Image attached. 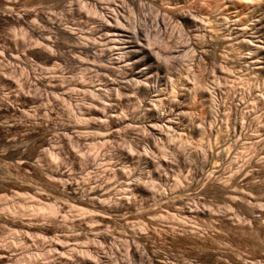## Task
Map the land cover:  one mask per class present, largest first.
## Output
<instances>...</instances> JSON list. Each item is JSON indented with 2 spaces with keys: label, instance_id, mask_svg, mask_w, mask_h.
Here are the masks:
<instances>
[{
  "label": "rangeland",
  "instance_id": "1",
  "mask_svg": "<svg viewBox=\"0 0 264 264\" xmlns=\"http://www.w3.org/2000/svg\"><path fill=\"white\" fill-rule=\"evenodd\" d=\"M115 7L119 34L133 23L149 33L120 36L144 50L119 67L107 57L124 43L99 20ZM24 23L49 31L60 60L28 52L36 36ZM57 27L82 31L104 61L76 52ZM0 45L17 55L0 57V245L12 254L0 264H264V0H0ZM210 121L219 136L207 135ZM56 168L67 176L53 183ZM93 186L119 210L100 218L86 200ZM36 205L58 211L36 215Z\"/></svg>",
  "mask_w": 264,
  "mask_h": 264
},
{
  "label": "bare ground",
  "instance_id": "2",
  "mask_svg": "<svg viewBox=\"0 0 264 264\" xmlns=\"http://www.w3.org/2000/svg\"><path fill=\"white\" fill-rule=\"evenodd\" d=\"M132 2V1H131ZM134 4V3H133ZM98 7V5H96V8ZM101 9V8H100ZM118 7H115V8H113V10L110 12V16L111 17H107V18H105L104 17V14H103V16L101 15V17H99L100 19V23L103 25V27H105V30L106 31H108V32H111L113 35H116V36H118L119 38H117V40H113V38H111L110 40L112 41V43L113 44H116V45H120V43H124L123 45L124 46H118V47H116L115 45V47L116 48H113L114 50L115 49H117L118 50V52L115 54L116 56H114V55H112L111 57L109 56V57H107V59H110L111 60V63L112 64H114V65H116V66H124V65H121L122 64V62H124V60H123V57L125 58H127V56H135V54L138 52V51H140V50H144V48L143 47H139L138 45H129V43H128V41H126V40H124L123 38L121 39L120 38V36H124L125 34H129V36H128V38H135V39H139V35L140 36H145V37H147L148 35H149V33H146V34H144V32H142V31H139V29H138V26L135 24V23H133L132 24V27H133V32L131 33V32H129V31H126L125 29V33L124 34H119V32L124 28L123 27V25H121V23H120V21L121 20H119V13H118ZM94 13L96 14V13H98L97 12V10L95 9L94 10ZM100 15V14H99ZM98 15V16H99ZM108 16V15H107ZM123 17V16H122ZM16 18V17H15ZM16 19H18V21H21V19L22 18H20L19 19V17H17ZM97 19H98V17H97ZM48 22V21H47ZM99 22V21H98ZM111 22H114V24L113 23H111ZM125 22V21H124ZM23 23V22H22ZM21 23V24H22ZM25 24V23H24ZM129 24V23H128ZM25 25H27V24H25ZM100 26V25H99ZM121 26H122V29L120 30V28H121ZM24 27H26L28 30H30L33 34H34V37L36 36V38H35V44H36V46H37V49H31V50H29L28 52L30 53V54H34V55H36V54H38V55H40V53L42 52V53H44V56L48 59V60H57V59H59V57H58V55H57V53H56V51H54L55 49H53V47L55 46V41H53L52 40V38L50 37V35L48 34L47 35V33L49 32H47V30L45 31L44 29L42 30H40V29H38L37 27H34L33 25L31 26V23H30V25H27V26H24ZM127 27V26H126ZM57 29H58V31L61 33V34H63L65 37H66V39H68L69 41H71L72 43H73V48L75 49V50H77L76 52H78V53H87V54H90V53H92V56L96 59V61H104V52H103V55H102V52L100 53V54H98V53H96V52H94L92 49L95 47L94 46V44L95 43H93V42H89V41H85V37H84V35H83V32L82 31H78V33L77 32H73V30L71 31L69 28H67V27H63V28H61V27H57ZM209 31V30H208ZM122 32H124V31H122ZM149 32V31H148ZM155 32H157V31H155ZM104 33V32H103ZM89 34V33H88ZM107 34V33H106ZM111 34V35H112ZM153 34H155V33H153ZM105 35V34H104ZM91 37V36H90ZM125 37V36H124ZM103 38V37H102ZM109 38V37H108ZM217 38V37H216ZM140 39H142V38H140ZM223 39H225V38H223ZM55 40H56V38H55ZM120 40H122V42H119ZM219 40V39H218ZM246 40V39H245ZM248 40V39H247ZM251 40V39H250ZM250 40H248V41H250ZM254 40V39H253ZM225 41H226V39H225ZM227 41H229V40H227ZM126 42V43H125ZM249 42H247V44H248ZM252 43V42H251ZM104 44V43H103ZM56 45H57V43H56ZM97 46V45H96ZM35 47V46H34ZM113 47V46H112ZM111 47V48H112ZM251 47L252 48H254V49H258L259 48V46L258 45H256V44H251ZM250 48V47H249ZM97 50V49H96ZM108 50V49H107ZM250 50V49H249ZM90 52V53H89ZM16 53V52H15ZM12 50H9L8 48H6V47H2L1 45H0V57H6V59L7 60H9V61H17V55L15 54ZM110 53V52H109ZM62 55V53L60 54V56ZM92 56H91V58H92ZM61 58V57H60ZM5 59V58H4ZM93 59V58H92ZM94 59V60H95ZM60 60V59H59ZM106 60V59H105ZM58 62V61H57ZM109 63V62H108ZM99 64H101V62L99 63ZM98 64V65H99ZM106 64V63H105ZM125 64V63H124ZM97 65V66H98ZM102 66H103V64H102ZM99 67V66H98ZM101 68V70H102V68L103 67H100ZM106 69V68H105ZM105 69H103V70H105ZM112 70V69H111ZM110 70V71H111ZM55 71L53 70V73H54ZM114 72V71H113ZM110 73H112V72H110ZM127 73V72H126ZM26 75H28V74H26ZM129 75H131V74H128L127 73V76H129ZM130 80H132V79H130ZM35 81H36V84H39V85H43L45 88H47V90L49 89V90H51L52 92H54V91H57V90H59V88L57 87V86H55V85H53L52 83H51V80L50 79H47V78H45V77H43V76H41V75H39L38 77H36L35 78ZM103 95V94H102ZM63 96L66 98V99H69L70 100V97L71 96H69V94L68 93H63ZM63 97V98H64ZM201 97H203L204 98V101H205V103H206V105H205V109H206V111L208 112V114L210 115V116H214V118H216V113H217V108H216V106H215V99H214V97H213V95H212V93H209V92H207V91H205V90H203V94H201ZM258 98V97H257ZM106 104V103H105ZM238 104V103H237ZM240 104V103H239ZM102 107V106H101ZM110 107V106H109ZM262 107V106H261ZM73 108H76V107H74L73 106ZM241 108V107H240ZM90 109V108H89ZM107 109V108H106ZM246 109V108H245ZM261 109V108H260ZM20 110H22V109H20ZM23 111H24V109H23ZM69 111L71 112V113H73L72 112V108H69ZM91 111V110H90ZM93 111V110H92ZM110 111V110H109ZM98 112H100V111H98ZM244 112V111H243ZM251 112V111H250ZM257 112V111H256ZM96 113V112H95ZM94 113V114H95ZM246 113V112H245ZM93 114V113H92ZM101 114V113H100ZM101 115H103V114H101ZM253 115H254V113H253ZM82 116V115H81ZM86 116V115H85ZM105 116V115H104ZM115 116V115H114ZM158 116H160V115H158ZM162 116V115H161ZM160 116V119L158 118L157 120H163L164 118L166 119V117L164 116H162L161 117ZM221 116V115H220ZM223 116V115H222ZM261 116V115H260ZM89 117V116H88ZM91 117V116H90ZM96 117L97 116H95L94 118L96 119ZM103 117V116H102ZM106 117V116H105ZM110 117V116H109ZM157 117V116H156ZM219 117V115L217 116V118ZM92 118V117H91ZM93 118V119H94ZM98 119H99V117H97ZM97 119V120H98ZM103 119V118H102ZM112 119V118H111ZM129 119V118H128ZM237 119V118H236ZM100 120V119H99ZM122 120V119H121ZM121 120L119 121V122H121ZM155 120V119H154ZM210 120V119H209ZM212 120V119H211ZM217 119H215V121H216ZM94 121V120H93ZM214 121V120H213ZM218 121H219V119H218ZM223 121V120H222ZM224 121H226V120H224ZM117 122V121H116ZM122 122H124V121H122ZM152 122V121H151ZM156 122V121H155ZM158 122V121H157ZM165 122H167V123H169L170 122V119H166L165 120ZM200 122V121H199ZM217 122V121H216ZM220 122V121H219ZM234 122V121H233ZM239 122V121H238ZM104 123V122H103ZM113 123V122H112ZM188 123V122H187ZM201 123V122H200ZM214 123V124H213ZM224 123V122H223ZM222 123V124H223ZM240 125H239V127L241 128L242 127V125H244V123H243V121L242 120H240ZM238 123V124H239ZM93 124H95V123H93ZM128 124V123H127ZM152 124H153V122H152ZM191 124V123H190ZM219 124V123H218ZM236 124L237 123H234V124H232V126L231 127H229V128H232V129H230V130H232V131H229V135H230V137H229V140H231V142L229 141V142H226V143H234L235 141L236 142H238L237 140H238V138H239V136L237 137L236 136V131H235V128H236ZM107 125V124H106ZM120 125H122V124H120ZM197 125V124H196ZM209 127H207L208 128V134L207 135H214L215 137H217V136H219V133H221V130H220V126L219 127H217V126H215V122H212V121H210L209 122ZM216 125H217V123H216ZM98 126H100V125H96V127H98ZM153 125H151V126H149V127H152ZM156 126H158L157 124H156ZM222 126V125H221ZM88 127V126H87ZM101 127V126H100ZM159 127H161V126H159ZM196 127V126H195ZM204 127H206V126H204ZM204 127L202 128V127H200V128H202V129H204ZM225 127H226V123H225ZM84 128V127H83ZM86 128V127H85ZM89 128H92V127H89ZM102 128V127H101ZM103 128H104V125H103ZM153 128H154V126H153ZM199 128V127H198ZM156 129V128H155ZM201 129V130H202ZM227 129H228V126H227ZM237 129V128H236ZM243 128H241V130H242ZM101 130H104V129H101ZM120 130V129H119ZM118 130V131H119ZM240 130V129H239ZM203 131V130H202ZM201 131V132H202ZM223 131H224V129H223ZM225 131H227V130H225ZM199 132H200V130H199ZM236 132V133H235ZM244 132V131H243ZM264 132V131H263ZM226 133V132H225ZM239 133H241V131H239ZM238 133V134H239ZM161 134V133H160ZM108 135H109V133H108ZM112 135V134H111ZM111 135H109V136H111ZM183 135V134H182ZM244 135V134H243ZM181 136V135H180ZM205 136H206V134H205ZM209 136V137H210ZM228 136V135H227ZM108 137V136H107ZM182 137V136H181ZM203 138V137H202ZM227 138V137H226ZM246 138V137H245ZM250 138V137H249ZM210 138H208V140H209ZM209 142V141H208ZM243 142H244V140H243ZM253 143H255V142H253ZM220 145V144H219ZM227 145V144H226ZM233 145H235V143L233 144ZM229 146V145H228ZM224 147V146H223ZM232 147V146H231ZM220 148H222V147H220ZM219 148V149H220ZM217 150V149H216ZM228 150H229V148H228ZM197 151H198V149H197ZM207 151V150H206ZM211 151V150H210ZM213 151V150H212ZM222 152L223 151V148L222 149H220L219 151L217 150V151H215L214 152V154L216 153V152ZM210 153V152H209ZM217 153V154H218ZM213 154V155H214ZM217 154H215V155H217ZM221 154V153H220ZM208 155H210V154H208ZM214 155V156H215ZM96 156V155H95ZM196 156H197V158L201 161V164H202V166H208L207 165V161L205 162V154L203 153V151L201 152V151H198V153L196 154ZM218 156V155H217ZM216 156V157H217ZM222 157H223V155H221ZM221 156H220V159H221ZM209 157V156H208ZM211 157L212 158H215V157H213L212 156V154H211ZM210 158V157H209ZM219 158H217V160H218ZM211 161H212V159H210ZM221 161V160H220ZM219 161V162H220ZM215 162V161H214ZM212 164V163H211ZM214 164V163H213ZM216 164H217V162H216ZM211 166V165H210ZM218 166H219V164H218ZM214 167V166H213ZM212 169V168H211ZM216 169V168H215ZM208 170H210V168L208 169ZM218 171V170H217ZM241 172V171H240ZM47 174L49 175V177H50V181L52 180V182L53 181H55V179H57V178H59V179H66V176H67V173L66 172H64V171H62L61 169H58V168H56V169H48L47 170ZM195 174H196V176H200V175H202V172H195ZM240 174V173H239ZM245 174V173H244ZM242 175V174H241ZM210 176V175H209ZM214 176V175H213ZM217 176V175H216ZM236 176V175H235ZM238 176V175H237ZM246 176V175H245ZM214 178V177H213ZM246 179H247V177H246ZM242 181V180H241ZM56 182H58V181H56ZM212 182H214V181H212ZM245 182H248V180L247 181H245ZM244 182V183H245ZM54 183V182H53ZM209 183V182H208ZM217 183V182H216ZM243 183V184H244ZM211 184H213V183H211ZM243 184H242V182H241V185L243 186ZM245 184H247V183H245ZM214 185V184H213ZM218 186L219 188H222V189H226L227 190V187L224 185V183L222 184V183H219V184H215L214 186ZM60 186H61V184H60ZM107 186V185H106ZM245 186V185H244ZM70 187V183H67V182H63V188H64V190L66 189V188H69ZM61 188V187H60ZM217 188V187H216ZM218 188V189H219ZM103 189L105 190V187L103 188H99V187H92L91 189H90V191H88L89 192V196H88V198H86V200L90 203L89 205L90 206H92V207H90V208H93L97 213H99V215H100V218L102 217H104L105 216V214L107 215V214H109V215H111V212L113 213V212H117L118 210H119V208H120V206L119 205H117L116 203H118V201H114L113 202V200L111 199V200H109V201H105V199H101V198H103L104 196L106 197V195L108 194V192L107 191H104L103 192ZM223 190V191H224ZM225 190V191H226ZM229 190V189H228ZM72 192H74V191H72ZM230 192V191H229ZM228 192V193H229ZM225 193V192H224ZM231 193H232V191H231ZM230 193V194H231ZM237 193V192H236ZM236 193L232 196V197H234L235 195H236ZM75 194V193H74ZM239 194V193H238ZM237 194V195H238ZM241 194V193H240ZM72 195H73V193H72ZM88 195V194H87ZM86 195V196H87ZM232 195V194H231ZM74 196H76V195H74ZM227 196V198H228V196H230V195H226ZM239 197H237V198H240L241 196V198H245V196L243 197V194H241V195H238ZM232 197L230 196V199L231 200H234V199H232ZM240 198V199H241ZM80 199V198H79ZM200 199V198H199ZM177 201L175 202L176 203V206L175 207H181V205L183 204V200L182 199H176ZM83 202H84V199L82 200ZM82 201H80L81 203H82ZM111 202V203H110ZM116 202V203H115ZM85 203V202H84ZM88 204V203H87ZM38 206V207H37ZM42 206V205H41ZM41 206H39V205H36V207H33V209H29L30 211H32V213L34 214H40V213H42V214H44V216H45V214H47V215H54L58 210L54 207V206H45L46 208H43V206L41 207ZM84 206V205H83ZM85 206H86V204H85ZM88 207V206H87ZM27 208H28V206H27ZM29 208H30V206H29ZM81 208H83V207H81ZM81 208H79V209H81ZM177 208V209H178ZM182 208H184V206L182 207ZM21 209H23V207L21 208ZM78 209V210H79ZM88 210H90L89 208H87ZM87 209H85V207H84V209H82V210H79V212L81 211L82 213H87L88 212V210ZM24 211V210H23ZM29 211V212H30ZM93 211V210H92ZM28 212V213H29ZM32 213H30V214H32ZM81 213V214H82ZM90 213H91V211H90ZM89 213V214H90ZM97 213H96V215H97ZM36 214V215H37ZM88 214V213H87ZM94 214V213H93ZM118 214V213H117ZM109 215H108V217H109ZM41 216H43V215H41ZM55 216V215H54ZM85 216V215H84ZM121 216H122V214H121ZM52 217V216H51ZM107 217V216H106ZM52 218H54V217H52ZM97 219V218H96ZM91 220H93V219H91ZM99 221V220H98ZM9 222V221H8ZM127 222V221H126ZM9 223H13V220H10V222ZM94 229H97V227H94ZM97 232H99L98 231V229H97ZM101 238H102V240H106V234H104V233H102L101 235ZM58 237V236H57ZM63 239V238H62ZM59 240V239H58ZM50 247H51V250H53V251H56V250H63L64 248H66L67 246L66 245H64L63 243H61V241H50V245H49ZM72 247V246H71ZM68 248H70V247H68ZM67 248V249H68ZM74 248V247H73ZM46 251V250H45ZM48 251V250H47ZM74 251V250H73ZM69 252H72V251H69ZM76 252V251H75ZM47 253V252H46ZM49 253V252H48ZM61 253V252H60ZM67 253V252H66ZM77 253V252H76ZM86 253V252H85ZM71 254H73V253H71ZM88 255V254H87ZM10 256H12V254H10ZM10 256H9V254H8V249L5 247V246H1L0 245V262L1 261H3V260H8L9 258H10ZM35 256H36V254H35ZM69 256H70V254H69ZM74 256H77V255H74ZM37 257V256H36ZM81 257V256H80ZM95 258V260H99V257L98 256H96V257H94ZM79 259V258H78ZM85 259H86V256H85ZM85 259H83V261L85 262ZM37 260V259H36ZM68 261V260H67ZM96 263V262H95Z\"/></svg>",
  "mask_w": 264,
  "mask_h": 264
}]
</instances>
